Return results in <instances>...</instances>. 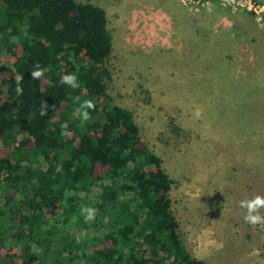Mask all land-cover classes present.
<instances>
[{"label": "trees", "instance_id": "1", "mask_svg": "<svg viewBox=\"0 0 264 264\" xmlns=\"http://www.w3.org/2000/svg\"><path fill=\"white\" fill-rule=\"evenodd\" d=\"M107 24L89 1L0 0V264H214L184 244L162 158L111 102Z\"/></svg>", "mask_w": 264, "mask_h": 264}, {"label": "rangeland", "instance_id": "2", "mask_svg": "<svg viewBox=\"0 0 264 264\" xmlns=\"http://www.w3.org/2000/svg\"><path fill=\"white\" fill-rule=\"evenodd\" d=\"M78 1L106 11L107 91L162 158L188 250L214 264H264V222H246L240 207L264 197V16L219 0ZM213 5L223 16L200 12ZM244 13L259 41L236 33ZM3 56L0 42V66Z\"/></svg>", "mask_w": 264, "mask_h": 264}, {"label": "clouds", "instance_id": "3", "mask_svg": "<svg viewBox=\"0 0 264 264\" xmlns=\"http://www.w3.org/2000/svg\"><path fill=\"white\" fill-rule=\"evenodd\" d=\"M44 75V70L40 68L38 65L36 66V69L31 72V76L33 79H39ZM22 79V77H18V86H17V93H21L22 89L19 86V81ZM61 84L68 85L70 87H79L78 84V78L74 74H68L61 78ZM95 105L90 101L86 100L84 101L80 107L76 110V115L81 121H87L89 119V110H93ZM197 115H199V112H197ZM68 125L64 124L63 128L67 129ZM57 171H62V167L58 166ZM240 207L247 209V215L244 217L246 222H249L251 224H258L261 222H264V217H262L259 214V209L264 208V197L256 196L254 199L250 200H242L240 202ZM97 210L92 207H83L81 208V215L84 217L86 222L93 221L96 217Z\"/></svg>", "mask_w": 264, "mask_h": 264}, {"label": "crops", "instance_id": "4", "mask_svg": "<svg viewBox=\"0 0 264 264\" xmlns=\"http://www.w3.org/2000/svg\"><path fill=\"white\" fill-rule=\"evenodd\" d=\"M213 8H211L209 11L208 10H203V11H200V12H203L204 14H209L210 16L211 15H216L217 14V11H219V10H221V9H217L216 7L217 6H212ZM199 12V13H200ZM190 14H191V12H190ZM218 14H220V17L221 16H223L222 15V13H218ZM217 14V15H218ZM225 16H227V15H224V19H225ZM236 18H237V20H240V22L239 21H237L238 22V29L236 30V33H239L240 31H242V38L243 39H249L250 41H252V42H254V41H259V39H258V36L256 35V34H254V32H253V30L251 29L250 30V27H249V22H251L252 20L250 19L251 17L248 15V14H246V13H244V14H237L236 15ZM225 22H226V20H225ZM248 23V24H247ZM223 26L225 25L226 26V28H232L233 26L232 25H230V26H228L227 25V23H223L222 24ZM237 25V24H236ZM257 28V27H256ZM232 30V29H231ZM248 30H250V31H248ZM250 32L251 34H244L243 32ZM258 39V40H257Z\"/></svg>", "mask_w": 264, "mask_h": 264}, {"label": "built area", "instance_id": "5", "mask_svg": "<svg viewBox=\"0 0 264 264\" xmlns=\"http://www.w3.org/2000/svg\"><path fill=\"white\" fill-rule=\"evenodd\" d=\"M190 2H193L194 4H199L204 0H189ZM208 1V0H207ZM220 4L225 7H231L234 9H242L243 6H246V8L250 9L253 13H255L257 16L260 14L264 16V6L259 5L258 3L252 1V0H219ZM261 17V16H260Z\"/></svg>", "mask_w": 264, "mask_h": 264}]
</instances>
